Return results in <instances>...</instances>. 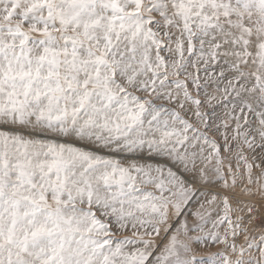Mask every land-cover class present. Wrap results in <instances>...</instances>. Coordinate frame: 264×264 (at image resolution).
<instances>
[{"label":"snow or ice","instance_id":"snow-or-ice-1","mask_svg":"<svg viewBox=\"0 0 264 264\" xmlns=\"http://www.w3.org/2000/svg\"><path fill=\"white\" fill-rule=\"evenodd\" d=\"M0 264H264V0H0Z\"/></svg>","mask_w":264,"mask_h":264}]
</instances>
